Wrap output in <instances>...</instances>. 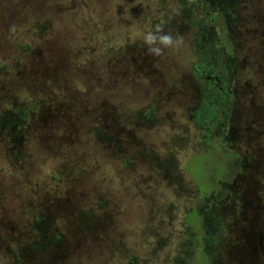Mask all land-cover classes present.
Instances as JSON below:
<instances>
[{
    "label": "rangeland",
    "instance_id": "obj_1",
    "mask_svg": "<svg viewBox=\"0 0 264 264\" xmlns=\"http://www.w3.org/2000/svg\"><path fill=\"white\" fill-rule=\"evenodd\" d=\"M207 2L208 7L216 8L203 13L206 19L188 11L191 3L205 10L202 7ZM221 7L232 9L230 24H234V51L239 59L236 79L229 87L237 89L242 98L238 106L251 104V90L261 91L264 101V67L256 66L264 55V0H0V64L5 67L0 71V116L11 114V109H3L6 104L16 113L17 108L26 111L27 103L34 101L45 118L53 103L66 102L73 110L71 118L84 124L82 130L83 124L71 133L78 134L70 142L64 128L55 133L53 127L39 128L37 117L24 133L15 126L23 139L14 150L11 144L7 147V136L0 129V264H24L16 261L24 246L26 253L41 249L28 264L34 260L40 264H131L132 258L138 264H207L204 248L208 250V245L201 240L207 236L213 255L221 254L214 264H245L251 257L246 253L237 257V251H232L235 242L228 241V254L217 241L221 233L217 215L220 219L221 214H228L222 226L226 239L235 238L228 233L232 218L236 219L228 205L235 202L242 212L240 221L251 213L257 216L258 234L263 239L259 240L263 247L260 256L263 254L264 119L237 127L233 137L241 141L233 148L232 143L229 148L224 143L221 155L240 156L239 170L231 174L214 149L220 132L210 131V125L204 124L207 120H198L197 115L203 105L212 106L217 95L203 90L201 98L194 93L193 100L192 89L199 77L196 69L208 68L199 56L218 63L216 71L232 63L228 39L233 40L226 37L228 26L221 21L225 16L214 19ZM189 22L209 29L213 24L215 37L219 35L217 45L206 39L201 26ZM157 23L165 31L181 34L184 44L154 58L147 54L141 32L152 30ZM227 44L231 54L221 48ZM30 49L41 52L43 66L58 68L60 85L55 88L59 90L35 79ZM128 70H136L132 78ZM226 83L220 85L222 90L228 87ZM39 90L47 93L41 97ZM106 108L115 112L114 124L100 121ZM239 119L238 114L236 122ZM225 120L222 113L218 121ZM45 135H56V143L50 138L47 142L51 144L41 142ZM111 144L121 145L131 160L111 155ZM195 156L205 161L215 184L209 182L197 159L192 160ZM76 157L82 158L83 172L79 164L74 165ZM55 175L57 179L52 178ZM235 180V188L227 185ZM67 187L69 202L64 206ZM213 190L220 197L224 194L221 198L230 195L222 201L226 209L222 212L215 203L214 210L203 215L206 230L200 225L199 233L188 236L185 217L197 207L209 206L215 198L206 202L201 194ZM238 196L243 200H237ZM70 200L84 209L83 217L88 215L84 222L91 223L94 237L87 238L79 252L73 244L67 251L55 252L51 241L58 235L65 238L64 248L73 242L66 224L72 226L78 220L74 214L67 215L73 208ZM194 216L191 213L189 219ZM106 218L105 236L95 237ZM43 227L49 231L45 237L40 235L33 248Z\"/></svg>",
    "mask_w": 264,
    "mask_h": 264
},
{
    "label": "trees",
    "instance_id": "obj_2",
    "mask_svg": "<svg viewBox=\"0 0 264 264\" xmlns=\"http://www.w3.org/2000/svg\"><path fill=\"white\" fill-rule=\"evenodd\" d=\"M208 5H210V3L207 2V5L202 7V8H206L205 10H203V9L200 8V6H196V4H192L191 3L188 6V11H190L193 14V16H196V17H198L200 19H206L205 18V14H203V13H209V12H211V10H209L208 8H214L215 7L214 5H213L214 7H208ZM221 8L222 9L219 10V13H217L214 16V19H216V17H218V15H219V19H222L220 17V14L222 15V17L225 16L221 21L222 22L225 21L226 25L229 27V28L228 27L226 28V31L228 32V35L226 37H229L230 40H231V34L232 33H231L230 30H231L232 26H231L230 22L232 21L231 18H232V15H233L232 12H231L232 9L228 10L225 7H221ZM201 12H202V14H201ZM187 15L189 16V14H187ZM189 25H193L194 27L196 25L198 27L201 26V30L203 32H205V34H206V39L210 38L211 43L214 44V45H217L216 40L218 39L219 35H217V37H215L216 30H214V29H217V28L213 24L211 25L212 28H210V29H209L208 26H203V25H200L198 23L189 22ZM233 26H234V24H233ZM222 30H223V28H222ZM220 32H221V30H220ZM221 37H222V35H221ZM228 42H230V44H231V48L233 49V53H232V49L230 50L228 44H227L226 47H221V48H222V50L224 52H227V53L229 52L230 54L231 53L234 54L235 45H234L233 41L231 43V41H229V39H228ZM232 45H233V47H232ZM30 50H31L29 52L31 54L30 56L34 60V63H33L34 67H33V69L31 71L33 72L32 74L35 75V79H37V81L41 82L42 84H48V85L50 84L49 86L51 88L58 87L60 85V82H59V79H58L59 76H58V74L56 72V70L58 68L43 66L41 64V61H42L41 52H39V51L34 52V49L33 50L30 49ZM199 60L202 61L203 65L208 66V68H204L203 69L201 66H198L199 69L198 68L196 69V71L199 73V77L200 78L198 77L195 80V81H197V85L192 89V91H194L193 92V100H196V98L194 96V93H195V95L197 94V96L199 98H201V94H202L203 90H207L209 92H212L214 95H217V94L221 93V91H220L221 86L218 85V81L216 79L217 76H219V75L221 76V73H220V71H216L215 68H214V66L219 67L217 65L218 63L210 61L209 58H207V57L203 58L201 56H199ZM212 68H214V69H212ZM4 69H5L4 65L0 64V71L3 72ZM45 70H47V71H45ZM210 70L211 71L213 70V72H211L210 74H206V73L210 72ZM128 71L130 72L129 74H130V77H131V74L134 73L136 70H128ZM201 74H203V75H201ZM206 75H209V76H212V77L211 78H207ZM119 77L120 76H118V78ZM219 78H220V80H222L221 77H219ZM83 79L84 80H90V79H88L86 77H83ZM30 83H31V81H30ZM117 86H120V85H117ZM55 89L59 90L58 88H55ZM26 90L27 89H25L24 91H26ZM39 93L41 94V97H42L47 92L45 90H39ZM67 96L70 97V94H68ZM215 102L213 103V105H214V107L215 106L217 107V105L220 103V99H218ZM27 104L28 105L26 106V109H27L26 111H20L17 108V110L14 111L16 113H12L11 110H13L14 108H10V107H8V104H6V107H4L3 109H5V110H8V109L10 110L11 109L10 112H8V113H11V114H9L8 116H5V114H2L0 116V129H1V131L5 132L6 136H8L7 137V142L8 143H5V144L7 145V147L9 146V143L12 146H14L13 150L15 149V147L18 144L22 143L21 140L23 139V136H22L23 134H20L19 130L15 126L18 125L20 127V130L24 133V130L29 129V125L33 124L35 118H37V117H38V121L36 123L39 126V128H43V129L47 128V130H48V129L53 127L54 133H55V131H58L59 128H64L65 131L68 132L67 136H68V139L70 140V142L72 140H74V138L78 134V133L75 132L73 135H71V133H73L75 131L76 127H79L81 124H83L80 121V119L74 120V119L71 118L69 113L73 112V110L70 109V105L68 103H66V102L63 103V104H57V105H55L54 103L52 104L51 114L55 113L56 114L55 118L50 117L51 114L49 115V117H48V115H46L45 118H44L43 117L42 107L36 102L34 104V101H31V102H28ZM190 104H191V106H194L193 105L194 103H192L191 101H190ZM155 107H156V102H155ZM114 114H115V112H113L109 108H106L105 110L102 111V117L100 116L99 119L105 125H106V123L108 121H111L113 123V121H116V118H117V116L114 115ZM156 118H157V115H156ZM87 119H88V117H87ZM83 127H84V124L82 125V127H80V130H82ZM7 131H8V133H7ZM60 135H61V133H60ZM48 138H50V140H52L53 143H56V141H57L56 135H52V136L45 135L44 138H41V142L44 141L46 144L49 143V142H47ZM100 138H101V140H105V141L107 140V139H105L103 137H100ZM12 140L14 141V143H11ZM216 142H214V143H216ZM49 144H51V143H49ZM221 148H223V147H221L219 142L214 145V149H216L219 152L218 156L219 157H223V161H224L223 163L226 166L227 170H230L231 174H233L234 172L239 170L240 159H238L237 157H235L234 155H231V154H229L227 156L226 155H221V152H220ZM109 152H110L111 155L121 154L123 156L124 161H126V162L131 160L130 156L129 155L127 156L125 154V152H123V150L121 148V145L119 146V148H117L115 145L111 144L110 147H109ZM199 156L203 157V155H199ZM81 157H79V158L76 157L74 159V165L79 164V171L83 172L84 166H83L82 158H84V157H82V158ZM194 159H197L196 161H198L199 167L203 168V170H205V172H207L206 169H205V161L200 160V158H198V156H195V157L192 158V160H194ZM208 175H209V178H210L209 182L215 184V180L212 179V177H210L212 175V172L208 173ZM52 178L53 179H57L58 176L55 175ZM195 186H196V189H199L197 184ZM69 195H70V189H69V187H67L65 192H64L63 202H62L61 205L65 206L69 202V200H68ZM202 195H206V194H202ZM70 204L73 206V208H71L70 210H67V215L70 218L74 214V215H76V218L78 220V222L74 223L72 226L70 225V223L66 224V226H67L66 228H68V231H70L72 233V235H73V242L69 243L64 248V244L66 242H64V244H62V242H63V240H65V238L63 236H59L58 235V238L53 239L51 241V243L54 245V251L55 252H61L62 250L64 252V251L69 250L70 244H73L76 252L77 251L79 252L80 250H82V248H84V244H87V238H89L91 240V238L94 237V234H92L91 223L89 222L88 224H85V222H84V219L88 216V215H85L83 217V214H85L84 209L80 208L79 205L77 206L76 202L74 200H70ZM101 207L99 206V207H96V208L98 210H100ZM97 209H96V211H97ZM202 209L197 207V208L193 209L191 212H189L188 215L185 217L184 222L186 223V227L188 228V236L189 235L192 236L193 234H196V231L199 233V226L200 225L204 226V229L206 228V226H205L206 224L204 225V222L202 220L203 219ZM191 213L195 215L194 219H189V215ZM90 219H91V217H90ZM107 220H108V218L103 220L105 223L103 225H101V233L96 231L95 237L96 236H100V237L101 236H105L104 227L106 228V226H107V222H108ZM68 221H69V219H68ZM95 223L93 225H95ZM48 231H49L48 229L44 228V232H41V233L39 232L37 234L36 241L35 242L33 241V244H32L33 248L35 246V243L38 242V240L40 238V235H43L45 237L46 233ZM190 231H191V233H190ZM195 240L196 241H200V237L199 238L196 237ZM25 241H26V239H25ZM25 250H26V247L24 246V251L20 254V256H17V260L16 261L18 263H20L22 261L24 264H28L29 258H35V256H37L36 252H40L41 251V249L37 250L36 248H34V249H31V252L26 253ZM205 255L206 254H203V257H205ZM38 257H41V256H38ZM52 258L55 259V256H52ZM58 261H61L60 258L58 259ZM52 263L53 262H49V264H52ZM33 264H40V263L38 261L36 262L34 260ZM129 264H130V262H129ZM131 264H138V263H137L136 259L132 258L131 259ZM207 264H212V261L209 258H207ZM245 264H254V261L251 262L250 259H249V262H246Z\"/></svg>",
    "mask_w": 264,
    "mask_h": 264
},
{
    "label": "flooded vegetation",
    "instance_id": "obj_3",
    "mask_svg": "<svg viewBox=\"0 0 264 264\" xmlns=\"http://www.w3.org/2000/svg\"><path fill=\"white\" fill-rule=\"evenodd\" d=\"M232 18H234V15L232 16ZM231 18V20H232ZM233 21V20H232ZM234 27V26H233ZM233 27L231 28V39L233 40L234 45L235 44V40L233 38L234 35H236V32H233ZM242 41V38H241ZM264 42V41H263ZM237 52L235 49L234 54L232 55V63L230 65H223L221 68H223V71H220L221 76H217V81H218V85H221L223 83H226V79H228V82L226 83V85L228 86L225 90H222L220 88L221 93L217 94L218 99H220V103L217 105V107L212 104V106L210 105L209 107L206 106H202V108L200 109V111L197 112L198 115V120H207V122H205L204 124H208L210 125L211 129L210 131H219V139L218 142L220 143L221 147L225 146L224 143L228 142V145H226L229 148V143H232L233 145L231 146V148L234 147V145H237L236 141L240 142L241 139H236L233 137L234 131L236 130L237 127H240L242 124H250V123H256L262 119H264V101H263V97L261 96V91L260 92H255L252 91L251 88L249 91V96L252 97V99L250 100L251 104L249 103V105L245 106H238L239 101L242 99L240 95H238L237 93V89H232L231 87H229V85H231L232 81L236 79V75H237V68L239 67V59L237 57ZM259 60L256 63V66L258 67L259 65L264 67V55L263 56H259L258 58ZM262 63V64H261ZM219 66V64H217ZM220 67V66H219ZM213 71L210 70L209 73H211ZM203 75V74H201ZM222 78V80H220V78ZM200 78V77H199ZM245 94H247V91L242 90ZM231 95H233V100L231 99ZM217 99V100H218ZM216 103V102H215ZM244 105V104H243ZM224 113L225 115V121H222L223 123L221 124L220 121H218V118L220 117V115ZM238 114L240 116V119L236 122V120L238 119ZM200 121V122H202ZM238 124V125H237ZM250 126V125H248ZM229 127V128H227ZM241 130V128H240ZM248 132V131H247ZM251 132V131H249ZM14 134V133H13ZM8 137V136H7ZM7 141V140H6ZM22 141V140H21ZM8 143V142H7ZM11 143H14V141L12 140ZM21 143V142H20ZM10 144V143H9ZM13 150V149H12ZM232 155H234L235 157H240L239 155H235L232 153ZM236 184V186H238L237 180H235L233 182V184L227 183V185L232 188H235L234 185ZM201 193V192H200ZM218 191H210L208 194L206 195H202L201 196L204 198V200L206 202H208L210 199H212L210 202H212L209 206H205L202 209L203 215L208 216L210 211L214 210V206L215 203H219V207L218 209L221 210L222 212L226 209V207L224 206V203H222V201L224 200H228L229 196L227 197H223L221 198L224 194H222V196L220 197V195H218ZM220 197L217 199V197ZM243 196H246V192H243ZM240 196H238L236 199H240ZM243 200V198H241ZM236 200V201H237ZM260 203L262 204V206H264V200L262 198H260ZM251 205V207H254L252 204H247L246 206ZM229 206V211H231V209H233V214L236 217L235 221L232 218V224L230 225V229L228 230V233L233 234L232 236H234L235 238L231 237L229 240L226 239V230L224 229L223 224L226 222V218L228 216L227 215H223L221 214L220 219L218 218L217 215V224L218 226L221 228V233L218 237V244L220 245L221 243L223 244L222 246V252L223 253H228V247L231 245H228V241L231 242H235V245H233L232 247V251L235 252L237 251V257H241L242 253H246L249 254L250 261L252 262L253 260L257 261L256 264H262L264 262V252L263 254L260 256L261 254V249H263L262 247V243L259 240H263L261 239V237L259 236V231L257 230V226L259 224H256V222L258 221V218L255 214H252L250 216H248V218H243V221L239 220V216L242 215V212H239L238 209V203H232ZM206 208H208L207 210H205ZM243 208L245 209L246 207L243 206ZM225 217V218H224ZM206 225H208V223H205ZM257 230V231H256ZM229 236V235H228ZM260 237V238H259ZM202 242H204L206 245H208V250H206V248H204V252L207 254V258H209L212 261V264L219 262L220 261V257L221 254H218L217 256H214L213 253L210 251V238L207 237H203ZM260 256V257H259ZM257 258V259H256ZM252 259V260H251ZM255 264V263H254Z\"/></svg>",
    "mask_w": 264,
    "mask_h": 264
},
{
    "label": "clouds",
    "instance_id": "obj_4",
    "mask_svg": "<svg viewBox=\"0 0 264 264\" xmlns=\"http://www.w3.org/2000/svg\"><path fill=\"white\" fill-rule=\"evenodd\" d=\"M143 44L146 46L147 54L154 58L165 55L167 50H177L184 44L181 34H172L165 31L162 24L157 23L152 30L141 32Z\"/></svg>",
    "mask_w": 264,
    "mask_h": 264
}]
</instances>
